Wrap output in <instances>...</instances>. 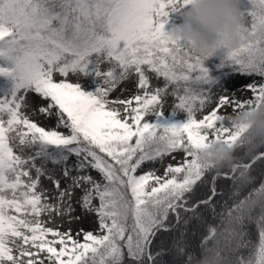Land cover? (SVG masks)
I'll return each instance as SVG.
<instances>
[{
  "label": "snow or ice",
  "instance_id": "snow-or-ice-1",
  "mask_svg": "<svg viewBox=\"0 0 264 264\" xmlns=\"http://www.w3.org/2000/svg\"><path fill=\"white\" fill-rule=\"evenodd\" d=\"M180 3L0 0V76L14 82L0 96V264H202L210 253L221 264H264V147L243 151L244 129L220 114L264 107V82L232 89L250 91L245 100L217 95L237 77L264 78V0H247L242 10L249 32L219 66L234 74L226 87L190 41L165 30ZM150 74L163 85L153 87ZM133 76L136 92L110 98ZM167 95L183 122H153ZM214 141L238 151L233 166L201 158ZM177 153L163 176L146 170ZM253 174L259 187L241 198ZM41 177L52 181L54 203ZM93 215V230L57 224Z\"/></svg>",
  "mask_w": 264,
  "mask_h": 264
},
{
  "label": "clouds",
  "instance_id": "clouds-1",
  "mask_svg": "<svg viewBox=\"0 0 264 264\" xmlns=\"http://www.w3.org/2000/svg\"><path fill=\"white\" fill-rule=\"evenodd\" d=\"M174 13L183 19L171 35L190 41L194 50L205 59L239 49L246 43L249 26L241 9V0H190L187 6L181 0ZM226 121L233 129H244V149L264 147V107L241 109ZM200 153L203 160L220 169L233 166L238 155L232 145L223 141L209 143ZM202 264H221V261L210 253Z\"/></svg>",
  "mask_w": 264,
  "mask_h": 264
},
{
  "label": "rangeland",
  "instance_id": "rangeland-1",
  "mask_svg": "<svg viewBox=\"0 0 264 264\" xmlns=\"http://www.w3.org/2000/svg\"><path fill=\"white\" fill-rule=\"evenodd\" d=\"M182 19L183 18L178 13H171L170 18L168 20V23L165 25V30L169 31L171 28H175L176 26H178L179 24L182 23ZM100 67H101L102 71H107L108 68L110 67V65L108 63H103V64L100 65ZM232 75H234V74L230 72L229 74H227L223 78L217 79V80H218V82L220 84H224V86L226 87L225 82L227 80H229ZM56 79L58 80L59 77H56ZM68 79H69L70 82H77V81L81 82V83H86L87 82L85 80V78H83L82 76L81 77H76V76L70 75L68 77ZM254 80L255 81L261 80L260 82H264V80L261 79L260 77H255V78L254 77H252V78L237 77L235 80L230 82V88L231 89L230 88L227 89L228 92H226V93H219L218 92L217 95L225 94V95H228V96L233 97V98H238L240 100H245V99H247V98L252 96V93L250 91H247V90L235 91V90H232V89H236V88L243 89L244 85H246V84H248V83H250V82H252ZM135 82H138V77H135V76H133L131 80H127V81L122 82L117 87V89L110 94V98L121 96V94H123L124 97H130L134 92L137 91V89L135 87ZM125 83H133L134 84L133 92L130 93L129 95H127V96L125 95V93L128 91V89H127ZM163 83H164V81H163L162 78L158 79L155 76V74H150V84L153 87L162 86ZM13 87H14V82L13 81L7 82L5 84H1L0 83V96H3L7 91L11 90ZM123 89H126V91H123V93H122ZM176 103H178V101L176 100L175 97H173L171 95H167V96L164 97V99H163V110H164L165 114L163 115V117H164L166 122H176V123H178V122H183L185 120V116L183 114H177V115H173L172 114L171 111L174 109ZM212 107H214V105H209L208 108H206L204 110V112L198 113L197 114V118H202L204 114H206L208 111L211 110ZM232 112H233L232 107H229L226 112L224 110H221L220 114H232ZM32 118L34 120H37L38 122H40L46 128L50 126V122L45 121L43 119V117H40L38 115H33ZM149 118H151V117H149ZM156 118L157 117H153V119H156ZM226 124H227V121H226ZM61 130H63V129H61ZM14 150H16L18 152V154H21V155H28L29 154L27 151L20 152L19 148H16ZM179 154H181V153H179ZM38 163H39V161H38ZM167 164H170V163L167 162V158H165L162 164H159V163H157V164H148V165L145 166V168H146V170L155 168V169H157V174L163 176L164 172H165L164 165H167ZM48 167L51 168L52 166L49 165ZM33 175H35L34 172H33ZM57 175L59 176V173H57ZM92 175L93 176H97V178H99L98 174L95 173L94 171L92 172ZM255 180L257 181L259 179L256 178L255 174H253V179H252L251 183H249L248 185L250 186L252 184V182L255 181ZM65 184H66V182L62 180V187H64ZM40 189L48 190L47 194L49 195L50 200H51V197L56 194V190H55V188L53 186L52 181L48 180L45 177H41ZM80 196H81V192L79 190H76L74 199L72 201L73 207L76 209V211L74 213V215H76V216L81 215L80 205H79V203H77V201L79 200ZM51 202L54 203L55 201L51 200ZM53 215H55V214H53ZM43 218L47 219L46 216L43 217ZM67 221H68V217L67 216L64 217L63 220H61L60 218H57V224L61 225V228H60L61 231L67 230L69 227L72 229L73 232H76L80 228H84L85 230H93V229L96 228V223H95L96 217L94 215L93 216L84 217L80 222H71V223H69ZM49 226L55 227L56 225L52 224V225H49ZM202 259H203V257L201 258V260Z\"/></svg>",
  "mask_w": 264,
  "mask_h": 264
},
{
  "label": "trees",
  "instance_id": "trees-1",
  "mask_svg": "<svg viewBox=\"0 0 264 264\" xmlns=\"http://www.w3.org/2000/svg\"><path fill=\"white\" fill-rule=\"evenodd\" d=\"M247 6V0H242L241 2V9L243 10L245 7ZM174 28L170 29V31H172ZM224 60H225V53H219L213 57H210L209 59H207L205 61V66L208 67L211 71H212V74L213 76H215L217 79H221L223 78L224 76H226L228 73H230V71L228 70H223V73L221 74L220 72V69H219V66L224 63ZM255 78V77H254ZM264 80V78H261ZM12 80L9 79V78H5V77H2L0 76V83L1 84H5L7 82H11ZM255 81V80H254ZM261 80H258V81H255L257 83H260ZM159 120L160 123H167L164 119L163 116H160L156 119H153V122H156V120ZM243 151H246V149H244ZM259 184H260V181L259 180H255L252 182V184L249 186V185H246V187L244 188L242 194H241V198H243V195H247L249 192L252 191L253 188H258L259 187ZM210 224H218L219 223V220H210L209 221ZM251 232L253 234V241L254 242H258V230L256 228L255 225H252L251 226ZM207 233L206 232H203L202 235H206ZM209 246H210V243H209ZM199 255V253H198ZM202 258V256H200V259Z\"/></svg>",
  "mask_w": 264,
  "mask_h": 264
},
{
  "label": "bare ground",
  "instance_id": "bare-ground-1",
  "mask_svg": "<svg viewBox=\"0 0 264 264\" xmlns=\"http://www.w3.org/2000/svg\"><path fill=\"white\" fill-rule=\"evenodd\" d=\"M125 85H126V87L128 89V91L125 93V95L127 96V95H129L130 93L133 92L134 84L133 83H125ZM176 157H177V159H172L171 157H167V162H169L170 164L176 165L177 160H179L180 157H181V154L177 153Z\"/></svg>",
  "mask_w": 264,
  "mask_h": 264
}]
</instances>
